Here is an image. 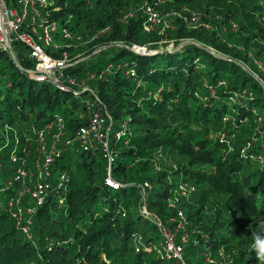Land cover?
<instances>
[{"label":"trees","instance_id":"16d2710c","mask_svg":"<svg viewBox=\"0 0 264 264\" xmlns=\"http://www.w3.org/2000/svg\"><path fill=\"white\" fill-rule=\"evenodd\" d=\"M54 1L50 17L66 23L75 39L105 30L97 38L106 45L101 52L117 48L87 68L70 70L81 77L95 64L103 63L99 70L112 66L104 80L88 83L110 114V133L123 131L110 140L116 155L110 177L117 186L105 184L103 157L80 151L71 171L77 151L63 150L51 165V186L43 202L27 214L34 203L30 196L24 197L18 223L6 208L7 198L15 193L7 163L12 148L2 147L0 264H157L155 249L163 241L162 228L175 231L178 239L187 233L184 251L191 260L185 258L186 264H204L203 253L216 257L218 250L232 264H261L252 244L255 234L264 229V85L260 82L264 83V0H147L177 12L184 7L187 16L220 14V21H213L223 23L231 37H214L213 31L202 28L186 31L198 43L187 42L191 35L181 33L183 25L166 28L168 38L161 41L164 37L156 30L143 31L145 16L140 11L125 17L128 20L120 19L123 11L145 0ZM55 40L61 52L67 50L65 41L58 36ZM168 40L174 49L165 50ZM132 44L158 50L138 52ZM14 48L22 65L32 67V60L23 54L25 46L16 43ZM0 72L12 82L0 95V135L8 127L9 143L10 137L25 133L24 140L14 145L32 152L35 131L54 115L63 117L68 137L85 122L81 102L53 113L69 97L74 101L69 93L27 78L16 66L14 71ZM14 86L18 92L27 87V95L14 96ZM66 152L71 158L64 162ZM144 181L149 188L143 198L139 186ZM181 186L192 188L187 196L177 195ZM143 205L163 227L140 213ZM179 212L186 221L180 228ZM140 217L146 219L142 225ZM151 230H157L158 239L148 235ZM143 244L154 248L137 251Z\"/></svg>","mask_w":264,"mask_h":264},{"label":"built area","instance_id":"2783aa9c","mask_svg":"<svg viewBox=\"0 0 264 264\" xmlns=\"http://www.w3.org/2000/svg\"><path fill=\"white\" fill-rule=\"evenodd\" d=\"M54 2V0H0V52L11 55L15 66L24 72L27 78L40 83H48L58 91L67 92L76 99H80L84 109L82 114L85 118V122L76 129L72 137H68L65 134L63 117L59 114L54 115L50 123L35 131L36 142L32 152L25 146L15 145L12 148L7 163L10 164L12 171L11 182L15 184V193L7 198L6 208L18 223L22 221L21 203L24 197L30 196L34 203L33 206L27 207V214H32L36 206L43 202L51 186L49 179L52 176L51 165L63 150L74 149L94 157L99 155L103 157L107 161L105 184L117 186V183L110 177L111 168L116 158L111 149L110 140L111 138H119L123 131L117 130L113 134L110 133V114L97 90L88 83L96 79L104 80L111 73L112 66L108 64L96 72L85 71L81 77L70 72L83 58L76 59L69 56L65 50L61 52L60 44L56 42L55 36L66 43L80 40V38L75 39L73 37L66 23L61 24L58 20L50 17L51 12L55 10ZM157 4V1L145 0L140 6L129 8L125 17H132L136 11H140L145 16L142 29L145 32H150L159 21ZM169 27L170 21H164L163 28ZM97 34H93L90 40L96 38ZM87 42L83 41L84 44ZM16 43L25 46L23 54L32 60V67L22 65V60L14 48ZM66 43L63 46L66 47ZM131 49L138 52L145 51V47L135 44L131 45ZM53 51L58 52V54H54ZM101 51L98 48L94 49L93 53L99 54ZM258 65L260 66V63ZM6 86H12V82L6 81ZM7 128L5 127L3 135H0V140L4 142L3 146L0 145V152L2 147L9 146ZM15 143L17 144L18 140ZM31 153L33 160L29 162ZM2 169L3 163L0 162V172ZM59 179L64 180L65 175L60 174ZM147 188H149L147 181L139 186L141 197L144 198ZM191 189L187 186H181L177 195L187 196ZM176 199L177 197H175ZM175 200L169 204L173 206ZM142 208L145 217L153 220L160 228L163 227L156 214L149 213L145 205ZM120 213L125 216L126 210L122 208ZM178 215L179 219L183 221L179 224L182 227L186 221L180 212ZM161 231L163 241L155 249L157 264H186L184 243L187 239V233H183L178 239L175 231L169 228H162ZM152 248L154 246L143 244L137 246L136 250L146 249L150 251ZM203 257L204 264H232V259L223 250H218L216 257H211L206 252L203 253Z\"/></svg>","mask_w":264,"mask_h":264},{"label":"rangeland","instance_id":"374dc122","mask_svg":"<svg viewBox=\"0 0 264 264\" xmlns=\"http://www.w3.org/2000/svg\"><path fill=\"white\" fill-rule=\"evenodd\" d=\"M157 11L159 13V21H157V23L154 25V29L153 30H156L159 34L163 35V39L161 41H166V39L168 38L167 37V31L166 29L163 28V23L164 21H170V29H173L175 28L176 26L178 25H183L184 26V30H181V33L184 34V36H189L191 35V37H189V39L187 40L188 43H198L197 41H195L194 37H192V33H188L186 34V31H190L189 29H205L207 31H213V34H214V37H220L221 35H223L224 37H227V36H230L229 34H227V31L224 29L225 28V25L223 23H215L216 21H213V20H217V21H220L219 17H220V14H215L213 16H211L210 14H206L207 18H205V16H200L199 17H196L194 15H191V16H187V14H184L183 12H189L188 10H186L184 7H182L181 10L183 11H175V9H164V8H160L157 4ZM125 14L124 11L122 12V16L120 19H123V20H128L129 18H125ZM202 17V18H201ZM175 18H177L176 20H174ZM237 28V27H236ZM183 29V28H182ZM231 31H234V30H231ZM95 33H98L96 38L92 39L94 40L95 42L94 43H91L89 44L88 42L90 41V37L89 36L88 38H84L81 39V40H73V41H68L66 43V48L67 50L66 53L67 54H71L72 57L76 58V59H80V58H83L80 60V63L77 64V69L80 68V67H84V68H87L89 67L90 65H92L95 60H100V59H104L106 57H110L114 52L117 51V48L113 47V48H110L108 49L107 51H104V52H101L99 54H94L93 53V50L94 49H101L102 51L106 49V45L105 43H101L100 41L97 40L98 37H101L103 34H104V31L100 32V30H96ZM94 33V34H95ZM183 36V35H181ZM220 40V38H219ZM82 41H88L86 44L82 43ZM182 42V41H180ZM115 43V42H113ZM181 45H184L183 43L179 44L178 46H181ZM174 43L171 41V40H168L167 41V44L165 46V50H172L174 49ZM158 49H155V50H150V49H146L145 48V52H149V53H155ZM126 57H129L130 55L127 53L125 55ZM13 61V58L11 57V55L9 56L8 53H1L0 55V69L1 70H5V71H14V68H15V63L12 62ZM11 63V64H10ZM103 65V63H100V64H95L94 66H92V70L91 71H98L100 66ZM262 65V64H261ZM258 66L259 68L263 69V65L262 66ZM75 69V68H74ZM77 73V72H76ZM75 73V74H76ZM26 82V81H25ZM260 82L264 85V83L260 80ZM33 86H38L37 83H34ZM8 91V87L6 86V78H4L0 72V95H5ZM12 93L14 96H17L19 99H22L23 97H25L28 93V89L27 87H25V89L23 90V92H18V87L14 86L13 89H12ZM71 95V94H70ZM81 100L80 99H76L74 98V101H71L70 100V97L67 99L66 102H64L62 105H59L57 108H55L53 110V113L54 114H57V113H63V111H67L69 109H71L74 105H76V103L80 102ZM26 106H28V104H26ZM31 130V133L33 134L34 133V128L30 129ZM25 133L23 134H20L16 137H10V143L9 145L11 146V148H13L15 145L14 143L16 142V140H24L25 138ZM80 154V151H77L76 154L72 155V158L70 157L69 153L66 152L65 153V160L64 162H67L68 159L71 158V161H70V170L72 171L76 165L78 164V155ZM98 157V156H96ZM82 172L81 171L79 174H78V177L75 178V181L78 182V179L79 177L82 175ZM156 192V189L154 190ZM143 216H145V212L143 210V208H141V212H140ZM26 215V214H25ZM139 223L142 225L146 219L144 217H140L138 219ZM177 224V227L180 228L181 226L179 225L180 223H176ZM162 232V231H161ZM148 235L150 236H157V239H158V232L157 230H151L148 232ZM156 239V240H157ZM158 241V240H157ZM154 246V245H153ZM187 251V250H186ZM184 255H185V251H184ZM186 256V255H185ZM185 258L187 259H190L191 260V256H186ZM193 260L192 261H195L197 258H192Z\"/></svg>","mask_w":264,"mask_h":264},{"label":"clouds","instance_id":"9594fccd","mask_svg":"<svg viewBox=\"0 0 264 264\" xmlns=\"http://www.w3.org/2000/svg\"><path fill=\"white\" fill-rule=\"evenodd\" d=\"M252 247L257 259L264 264V229L255 234Z\"/></svg>","mask_w":264,"mask_h":264}]
</instances>
